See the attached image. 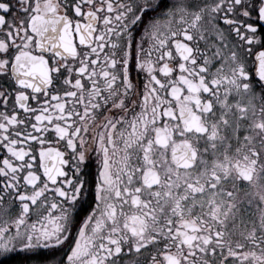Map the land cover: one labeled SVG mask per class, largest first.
I'll use <instances>...</instances> for the list:
<instances>
[{
    "label": "snow or ice",
    "instance_id": "obj_1",
    "mask_svg": "<svg viewBox=\"0 0 264 264\" xmlns=\"http://www.w3.org/2000/svg\"><path fill=\"white\" fill-rule=\"evenodd\" d=\"M0 264H264V0H0Z\"/></svg>",
    "mask_w": 264,
    "mask_h": 264
}]
</instances>
